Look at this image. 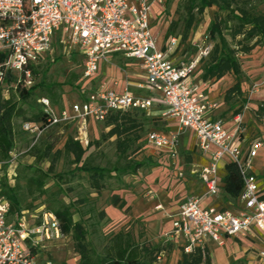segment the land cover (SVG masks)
<instances>
[{"label":"built area","instance_id":"obj_1","mask_svg":"<svg viewBox=\"0 0 264 264\" xmlns=\"http://www.w3.org/2000/svg\"><path fill=\"white\" fill-rule=\"evenodd\" d=\"M166 0H0V83L8 71L23 73L17 82L24 86L33 83L28 65L39 55L52 50L56 36L71 50L78 45L83 59L81 77L90 79L101 61L112 53L135 58L144 70L147 88L157 95L140 96L126 86L122 93L106 89L104 84L85 95V99L71 103L67 108L55 110L51 101L42 97L38 101L45 114V125L24 122L23 129L35 142L46 129L73 123L75 139L83 145L89 143V120L103 121L110 111L132 109L149 113L154 104L162 106L161 115L174 118L178 126L170 134L154 130L147 132L145 144L165 153L170 160L178 155V144L185 129L194 132L200 152L209 154L210 161L199 171L205 185V195L215 196L220 190L217 166L227 159L236 164L243 179V189L238 197L241 208L230 210L214 206L204 207L202 196H186L171 219V228L164 233L166 242L179 243L185 252L200 247L204 253L209 241L223 243L222 235L245 237L252 226L264 233V190L258 178L247 171L261 141L252 143L246 157L240 145L242 110L233 115L234 127L228 130L222 119L207 113L217 107V102L206 92V83H196L193 73L201 57L207 56L210 44L193 43L198 55L191 60L169 57L178 41L168 40L165 48L158 47L151 31L152 5H163ZM264 77V76H262ZM8 87L4 88L6 93ZM264 90V78L251 85L248 100ZM264 107V103H261ZM264 120V115H262ZM18 153L12 152L11 166ZM264 179V172H262ZM9 202L0 197V264H52L48 259L40 262L36 255L44 244L63 236L60 222L51 211L19 218L8 217ZM29 219L31 221H29ZM264 264V250L259 251Z\"/></svg>","mask_w":264,"mask_h":264},{"label":"rangeland","instance_id":"obj_2","mask_svg":"<svg viewBox=\"0 0 264 264\" xmlns=\"http://www.w3.org/2000/svg\"><path fill=\"white\" fill-rule=\"evenodd\" d=\"M242 1L244 0H236L239 5L243 3ZM245 2H247V7L253 11H264V3L261 0H245ZM155 5L157 4L152 5L154 18L151 19L150 24L156 41L159 36L157 46L160 48L163 43L167 45L169 37H176L179 41L175 53L169 52V57H176L177 60H191L197 52V49L192 46L193 43H209L210 50H212L222 35L230 43H233L226 34V28L233 24L232 21L223 24L226 28L222 30L221 34L211 37L208 33V26L214 18L216 10L214 6L205 8L201 14L195 12L196 21L184 39L187 0H166L159 9L155 8ZM169 25L172 30L168 35L166 31ZM239 38L240 36L236 39ZM56 40L52 50L45 53L43 59L37 64L34 82H38L42 74L45 73L46 83L53 84L55 93L56 101L52 105L55 110H59L63 106L68 107L71 103L81 101L82 97L91 93L93 85L89 83L88 79L81 77L83 59L78 45H73L71 50H68L60 43V35L56 37ZM237 57L242 69L238 78L232 73H227L220 79H210L205 83L211 95L218 100L217 112L221 114L225 127L229 123L231 126L232 121H229V118L232 112L248 103V108L244 111L245 119H248L245 120V125L250 138H252L255 135L258 136L256 134L258 131L264 132V123H261L257 116V104L260 100H264V90L255 93L249 100L247 98L251 85L264 78L262 77L264 76V45H257L248 54L238 53ZM129 61L137 60L130 58ZM118 66L121 68L122 78L126 80L125 72L128 66L122 62H118ZM202 69L203 67L199 66L194 71L197 77L202 75ZM136 72H138V76L135 80L138 81L141 72L137 69ZM236 80L241 83L242 93L233 92L230 98L225 100L226 90ZM69 81L72 84H67ZM11 95L16 96L13 89L8 88L4 97L7 98ZM41 96L46 95L37 89L30 101L20 104L21 114L15 120L17 135L15 151H13L18 155L14 163L6 168L3 167L2 159H0V193L6 185L15 186L20 205L24 209L23 213L28 216L38 215L43 211H53L62 205L69 206L73 213V219L80 220L87 229L88 247L93 248L94 252L99 255L104 253L111 238L120 231L128 233L134 242L142 243L148 239L147 235H150L151 244H161L162 236L160 235L168 223L170 214L168 211L184 193L182 177L184 174L192 176L191 170L197 169L196 164H192L196 155L195 151L190 148L191 143L181 146L180 155L184 165V169H182L185 172L180 170V166L174 168L167 158L155 161L148 157L149 147L144 145L141 139L134 142L127 157L120 159L116 153L115 136L107 135L109 127L103 121L89 120L88 131H90L89 141L91 142L83 156L88 164L108 168L125 165L128 161L143 164L135 172H112L104 179L103 190L97 194L90 187L88 175L83 171L73 170L75 165L70 162L68 157L61 155L55 163L54 172L45 179L44 186L38 187L32 179L40 174V169L46 171L49 162L35 161L28 152L30 147L32 145L39 147L51 145L53 151L61 149L66 137L74 135L76 127L75 125L50 127L43 131L35 142H33L31 134L22 133L23 122L33 118L37 113L38 100ZM137 118L144 123L140 132L142 137L150 129L175 128L171 122L159 118L155 111L145 114L143 117L138 115ZM261 140L264 142V137ZM188 157L192 163H188ZM262 162H264V146L257 149V155L252 159L251 165L257 169V172L261 171L257 177L260 182L264 181L262 179V172H264ZM183 165L181 164V166ZM59 174L60 176H58ZM223 174L224 170L222 169L221 175ZM102 211L104 214L100 216ZM29 221L31 220L29 219ZM165 255L166 253L163 254V256ZM36 258L38 260L48 259L52 264L80 263V256L74 250L72 234H63L60 239L46 242L37 253Z\"/></svg>","mask_w":264,"mask_h":264},{"label":"trees","instance_id":"obj_3","mask_svg":"<svg viewBox=\"0 0 264 264\" xmlns=\"http://www.w3.org/2000/svg\"><path fill=\"white\" fill-rule=\"evenodd\" d=\"M242 2L243 3L239 5L236 0H187L183 33L184 39L196 21L195 14L203 13L205 8L213 6L216 8L214 18L208 26V33L211 37H215L216 34H221L222 30L226 28L223 24L230 21L233 22L232 25L226 28V34L233 43H230L227 38L222 35L207 56L199 59L197 63L198 66H196L197 68L195 70L201 66L203 67V73L200 77H196L203 82L210 79H220L227 73H232L238 78L242 69L237 54H248L257 45H264V11H253L247 7V2H245V0ZM261 2L264 3V0H261ZM171 30V25H169L166 34L169 35ZM238 36H240V38L236 39ZM170 38L171 37H169V39ZM54 42H57L56 38ZM192 46L197 49L194 45ZM163 48H165V46ZM44 55L45 54L39 55L36 62L28 65L33 80V83L28 87L24 86L22 81L17 82L19 77H23V73L17 74L11 71L6 73L4 83H0V159H2L4 168L8 166L10 154L15 151V137L17 135L15 120L21 114L20 104L30 101L34 97L37 89L44 92L46 95L40 98L46 97L52 104H55L56 99L55 93L53 92V84L46 83L45 73L42 74L38 82H34V76L37 74V64L43 59ZM197 55L198 49L195 57ZM193 76H195V73H193ZM67 84L72 83L69 81ZM6 86L12 88L16 96L11 95L5 98L4 88ZM233 92L237 94L242 93L239 80H236L235 83L226 90L225 100H228ZM84 99L85 97H82L81 100ZM38 106L39 109L34 117L24 122H33L42 127L46 124V117L40 103H38ZM242 107L235 109L232 114L234 115L240 112ZM63 108H67V106H63ZM258 110L259 113H261L260 109H257V111ZM145 114L144 111L136 109L125 112L117 110L110 111L103 120L106 126L109 127L107 135L115 136V147L118 158L127 157L132 145L138 139H141L145 145V136L148 131L142 137L140 132L142 131L144 123L141 119L139 120L137 118L138 115L143 117ZM60 125L73 126L74 124H58L52 127ZM22 133H27L23 129V124ZM75 135L76 129L74 135H68L62 148L56 151H53L51 145L44 147L32 145L30 147L28 152L34 157L35 161L49 162L46 171L40 169V174L32 179L38 187L44 186L45 179L54 172L55 163L61 155L68 157L70 162L75 165L73 170L83 171L88 175L90 187L97 194L103 190L105 187L103 181L112 172H135L137 168L143 164L141 162L128 161L125 165H115L111 168L90 165L83 159V156L91 141H89L87 145H83L80 141L75 139ZM58 176H60V174ZM262 185H264V181H262ZM220 188L227 197L234 200L238 199L243 189V179L234 162L226 161ZM0 194H2L0 196L6 198L9 202L8 217L11 219L19 218L23 214L24 209L20 205L21 202L16 187L6 185L5 189L2 190ZM262 198H264V196H262ZM51 212L58 218L62 233L72 234L74 250L80 256L79 264H154L163 251H169L172 247V242L166 241L157 245H153L147 241H143L142 243L134 242L128 233L120 231L111 238L110 244L105 248L104 253L99 255L94 252L93 248L88 247L86 240L87 229L80 220L76 221L73 219V213L69 206L62 205L61 207L53 209ZM103 214L104 212L102 211L100 216H103ZM179 248L181 257L176 264H210L208 249L203 253L200 247L194 248L191 252H185L181 245Z\"/></svg>","mask_w":264,"mask_h":264},{"label":"crops","instance_id":"obj_4","mask_svg":"<svg viewBox=\"0 0 264 264\" xmlns=\"http://www.w3.org/2000/svg\"><path fill=\"white\" fill-rule=\"evenodd\" d=\"M155 8H160L161 5H155ZM153 8V6H152ZM154 18V11L152 10V17L151 19ZM154 36V35H153ZM156 38V36H154ZM172 38V37H171ZM159 40V36H157V42ZM160 42V41H159ZM179 42V41H178ZM178 45V44H177ZM164 43L161 44L160 47H164ZM177 47V46H176ZM176 48L174 49V53H175ZM172 59H176V57H171ZM130 58L125 57L124 55H122L121 53H112L111 55L108 56V59L106 61H101L98 64V69L97 71L94 73V75L89 79V83H91L93 85V90H96L97 88H99V86L101 84H104L106 89L109 90H113L116 93H122L125 89V87H128V90L136 95H140V96H152V95H157V93L147 89V88H141L139 86H143L145 84L146 81V77H145V73L144 70L141 68L139 61H129ZM132 59V58H131ZM118 62H122L124 65L128 66L127 71L125 72L127 74V79L124 80V78H122L121 76V68L118 66ZM133 66V67H131ZM137 70H140L141 74H139V80L136 81L135 78L136 76H138V72H136ZM194 81L196 83H203V81L201 79H198L195 76H193ZM206 87V92L209 95V97L213 100H215L216 102L218 100H216V98L211 95L210 90L208 89L207 86ZM92 90V91H93ZM261 103H264V100H260L259 103L257 104V109H260L261 113H259L258 110V120L261 123H264V120H262V115H264V107H261ZM63 108V107H62ZM61 108V109H62ZM218 102H217V107L214 110H211L207 113V115L214 117V118H220L222 119V116L220 113H218ZM162 106L159 104H154L153 107L150 109L149 113L152 111L156 112V115L159 118H162L166 121L171 122V124L173 125V127H175L174 129H167V130H158V129H150V130H154L163 134H170L172 131H174L177 126L178 123L177 121L169 116H162L161 115V111H162ZM146 113V114H149ZM235 115V114H234ZM233 114L230 116V120L233 122ZM248 120L247 118L245 119V113H243V121L241 124V131L242 133L240 134V145H241V151L244 157H246V155L248 154L249 149L252 146V143H254L255 141H261L262 146H264V142H262V137H264V132H259L256 133L258 134V136H253L252 138H250V135L248 133V129L246 128V121ZM231 122V126H229V124L225 127L228 130L232 127ZM149 130V131H150ZM260 135H262L260 137ZM89 137H90V131H89ZM260 137V138H259ZM187 143H191V150L195 151V155L196 157L193 159V163L190 162V158L188 157V163H192V164H196L195 166H197V169L195 170H191V175L188 174H184L183 175V184L182 187L184 189V193L182 195V197H180L175 204L172 206V209L168 211L169 214V220L167 225L164 227L163 231L161 232V239L160 242L164 243L165 242V238H164V233L167 232L170 228H171V219L172 216L175 214L179 203L186 197L189 195H195V196H202V205L204 207H209V206H214L217 208H227L230 210H238L239 208H241V201L239 199L234 200L231 199L229 197H227L226 195H224L222 189L220 188L219 193L215 196H209V195H205V185L203 184L202 180L199 177V171L203 166H207L209 164L210 161V157L209 154H204L202 152L199 151L198 147H197V139L196 136L194 134V132L190 129H185L179 138V144H178V155L177 158L175 160H170L167 155L165 153H162L159 150L153 149L149 147V151H148V157H150L151 159L155 160V161H161L162 158H167L171 161V164L174 168H178V166H180V170H182V172H185L184 169V165H183V161L181 160V155H180V151H181V146ZM261 146V147H262ZM257 155V153H256ZM255 155V156H256ZM254 156V157H255ZM253 157V158H254ZM252 158V159H253ZM252 159L250 162V165L247 167V171L250 174L255 175L256 177L259 176L260 172H257L255 167H251L252 165ZM227 159H223L222 161H220L218 163L217 166V176L220 179L219 185H221V179L223 177V175H221V170H224V166L226 163ZM173 162V163H172ZM181 164L183 166H181ZM183 168V169H182ZM262 170H264V162H262ZM179 174H181L179 172ZM258 184L260 187H262V189H264V185H262V182L259 181L258 179ZM165 207V206H164ZM147 218V217H146ZM145 218V220H146ZM148 239H146L147 242L150 243V235H147ZM223 238V243L222 244H218L216 242L213 241H209L207 243V249L209 251V256H210V264H261L260 259H259V251L260 250H264V233H262L261 231H259L256 227L252 226L250 229V233L245 236V237H231V236H226V235H222ZM181 242L179 243H172V247L171 250L169 251H163L159 256H158V260H156L154 262V264H176L178 262V260L181 257V252H180V246ZM176 247V249H175ZM166 253L165 256H163V254ZM45 260V259H44ZM44 260H39L40 262L44 261Z\"/></svg>","mask_w":264,"mask_h":264}]
</instances>
